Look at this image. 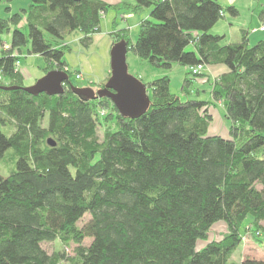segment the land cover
Returning a JSON list of instances; mask_svg holds the SVG:
<instances>
[{
  "label": "trees",
  "instance_id": "16d2710c",
  "mask_svg": "<svg viewBox=\"0 0 264 264\" xmlns=\"http://www.w3.org/2000/svg\"><path fill=\"white\" fill-rule=\"evenodd\" d=\"M111 8L149 9L135 42L124 28L113 31L115 40L152 67H187L182 97L166 73L145 84L152 94L137 117L120 113L108 96L73 92L64 36L90 39ZM261 8L264 23V0ZM227 12L239 14L221 0H28L0 17V124L13 128L9 135L0 128V157L10 147L17 160L9 175L0 174V264H237L231 256L247 228L263 242L255 233L264 235V39L250 45L244 26L239 41L209 32ZM26 44L46 62L43 72L68 74L61 94L26 90L16 66ZM198 64L227 69L210 81L189 69ZM205 77L229 121L226 136L209 134L213 104L191 95ZM219 221L227 233L207 240ZM89 236L90 245L81 244ZM57 239L63 248L77 245L74 253L41 246ZM239 264L264 259L246 256Z\"/></svg>",
  "mask_w": 264,
  "mask_h": 264
},
{
  "label": "rangeland",
  "instance_id": "374dc122",
  "mask_svg": "<svg viewBox=\"0 0 264 264\" xmlns=\"http://www.w3.org/2000/svg\"><path fill=\"white\" fill-rule=\"evenodd\" d=\"M28 0H2L0 1V13H4L3 16L9 15L8 13L15 10L21 11V9L25 8L27 5L26 2ZM108 2H122L123 0H106ZM130 1V0H125ZM263 0H237L236 6L240 10L238 15H231L230 13H226V17L228 20L232 22L231 19H234L235 26H230L227 21H225V18H221L219 22H217L209 32L212 33H218L223 34L225 33V41L232 42V41H239L241 38V26H244V28H247L250 32L249 37V44L253 45L256 40L264 39V31H255L254 33L251 30L254 28V26H259L260 23L264 24L263 22H260V19H258V15L261 11V4ZM221 3L224 5H227L226 0H221ZM9 6L10 11L8 12L5 7ZM17 11V12H18ZM123 12L127 14L126 16H122ZM101 21L99 23V30L97 32H94L89 37L90 39L85 40L84 42L81 40L83 34L79 32H69L65 34L63 39V44L68 45L70 49H66L65 54L63 56V59L67 62V65L65 66L64 70H69L72 72L70 81L73 82L75 86L82 87V86H89L93 90H97L100 88H103L104 82L107 81V79L110 77L111 69H110V53L112 50V46L115 42L119 40H115V36L113 31L122 30L123 32H127L130 36V39L132 42H135L137 38V34L139 31V23L138 21L142 20L143 17L149 16V10L145 11L142 15H135L134 18H130L131 15L126 12L125 10L121 11H115V9L111 8L106 13L102 14ZM223 22H225L223 24ZM23 22H21L22 24ZM237 23V24H236ZM261 24V25H262ZM260 25V26H261ZM259 26V27H260ZM258 27V28H259ZM230 28V29H229ZM257 28V29H258ZM227 30V32L225 31ZM11 32V31H10ZM8 31H5L4 34L1 35V42H8L7 37ZM122 35V34H121ZM224 35V34H223ZM123 36V35H122ZM121 40V39H120ZM60 43V42H59ZM29 47V44H26V46L21 47L19 54V68L24 73V84L26 86L33 85V83L45 75L46 73L43 72V68L46 65V62L40 55L35 54H29L27 49ZM190 49H193V44H190L186 46L185 50L189 51ZM17 53V50H16ZM127 58V64L129 68V72L134 75L137 74L139 77L144 79V81L153 80L160 76V74L166 73L170 77V88L173 93H176L180 95L181 97L183 94H181L180 91V84L183 80V74L180 71V68H184L183 66H173L169 71H164L161 68H156L160 70V74L156 75L155 77H150L151 79H146L144 77H147L149 74V69L147 67H151L149 63L146 61H143L139 57H137L136 54L132 50H128L126 53ZM153 68V67H151ZM205 68V66H204ZM53 69H57L54 68ZM52 70V69H51ZM49 72V71H48ZM47 72V73H48ZM138 76H135L139 79ZM218 77V76H217ZM204 79V78H203ZM205 80V79H204ZM204 80L198 79L196 82L193 83V87L202 84ZM142 81V80H141ZM94 82V84H93ZM146 82V83H147ZM207 88V94L205 97L208 96V90L210 86L206 84L205 86ZM196 88V87H195ZM147 93L150 95L152 94V89L150 87H147ZM195 96V91H192V94ZM197 95V94H196ZM213 104V103H210ZM211 106V105H209ZM215 109V108H214ZM228 121L227 118H225L223 115L218 118L217 116H214L213 122L211 124L212 128L209 129V134L212 133L213 130L216 129L217 125H219V121ZM47 122V116L45 115L43 119V124L45 125ZM0 128L7 134L13 130L11 125H1ZM97 134L101 138V130H97ZM228 135V133H226ZM225 135V136H226ZM11 148L9 147L6 149L4 155L0 157V174L3 176H7L10 174V171L16 169V156L11 155ZM90 218V214H85L80 220H78V225L83 226L87 223V221ZM250 217H247V219L244 220V222L241 225L240 232L244 231L245 225L249 222ZM224 221H219L218 223H214L210 226L209 234L207 237V240L209 239H218L222 235L227 233V227H225ZM249 225V224H248ZM261 232V231H260ZM254 232L257 236H260L262 239V243L257 241L252 236V230L248 229L242 233V245H238V249L235 251L233 258L236 260V263L239 264V256L241 255L242 247H245L246 250L252 251V255H256L258 252L264 253V235L261 236V233ZM92 238L85 237L81 244L88 246L90 245V241ZM207 240H199L197 245L201 246L205 241ZM41 246L45 250H47L48 253H52L53 251L62 250L66 252V254H73L74 248L77 246L74 243H71L68 245V247L63 248L62 245H60L59 240L56 241H46L42 242ZM241 257V256H240ZM59 264H67L65 261H62Z\"/></svg>",
  "mask_w": 264,
  "mask_h": 264
},
{
  "label": "water",
  "instance_id": "95a60500",
  "mask_svg": "<svg viewBox=\"0 0 264 264\" xmlns=\"http://www.w3.org/2000/svg\"><path fill=\"white\" fill-rule=\"evenodd\" d=\"M112 47L110 53L111 74L104 87L95 91L89 86H73L72 90L85 99L94 100V98L108 96L120 113L137 117L145 112L150 102L146 85L129 72L126 58L127 42L121 39L115 42ZM66 80H68V74L65 71L52 69L37 79L33 85L26 87V90L34 94L39 92L49 95L61 94ZM47 143L51 147L55 145L53 138H48Z\"/></svg>",
  "mask_w": 264,
  "mask_h": 264
},
{
  "label": "crops",
  "instance_id": "0c3cea01",
  "mask_svg": "<svg viewBox=\"0 0 264 264\" xmlns=\"http://www.w3.org/2000/svg\"><path fill=\"white\" fill-rule=\"evenodd\" d=\"M106 1V0H105ZM227 1V5H234L235 6V8L236 9H238L237 8V6H236V2H237V0H226ZM108 2V1H107ZM26 4H28V1L26 2ZM27 6V5H26ZM25 6V7H26ZM24 9V8H23ZM11 10V9H10ZM147 11L149 10V9H146ZM145 10V11H146ZM18 10H16V12H17ZM144 11V12H145ZM238 11L240 12V10L238 9ZM15 12V10L14 11H12V12H10V13H8L9 15H5V16H10L11 14H13ZM144 12H143V14H144ZM130 15H131V17H129V19L130 18H134V16L136 15V14H132V13H129ZM3 15H4V13H0V17H3ZM127 14H125V12H123V15L122 16H126ZM142 15V14H141ZM140 16V15H139ZM147 17V16H146ZM149 17V16H148ZM145 17H143L142 19H144ZM224 18L226 19L225 21H227L228 22V24L232 27V26H235V20L234 19H231L232 20V22L230 21V20H228L227 19V17H226V14H225V16H224ZM258 19H259V17H258ZM140 21H138L137 22V24L139 23ZM260 22H262L261 20H260ZM225 22H223V24H224ZM237 24V23H236ZM262 23H260L259 24V26L261 25ZM259 26H254V28H252L251 30H253L252 32L254 33L255 31H260V30H257V28L259 27ZM241 27H243V26H241ZM230 29V28H229ZM255 29V30H254ZM226 32H227V30H225ZM10 32V31H9ZM216 34H218V33H216ZM224 35H225V33H223ZM220 35V34H219ZM10 36H11V32L10 33H8V39H7V43L6 42H3V44L5 43L6 45H9L10 44ZM248 37H250V33H249V35H248ZM228 42V41H227ZM22 53V52H21ZM128 65V64H127ZM150 65V64H149ZM151 66V65H150ZM173 66H179V65H176V64H174ZM152 67V66H151ZM151 67H147L148 69H149V74L147 75V77H144V78H146V79H151L150 77H155L156 75H158V74H160V70H158V69H156L155 67H153V68H151ZM184 67V66H183ZM226 69H227V67L223 64V65H221V64H212V65H205V68L203 69V72H205V74L207 75V78L208 79H210V81H213V79L215 78V77H217V76H219V74H221V73H223V71H226ZM188 70V68L187 67H184V68H180V71L182 72V74H183V78H184V74L186 73V71ZM160 75H162V74H160ZM134 76H138L137 74H134ZM150 76V77H149ZM159 76V75H158ZM139 77V76H138ZM157 78V77H156ZM206 77L204 78L205 80L207 79ZM139 79H141L142 80V82L144 83V84H146V82L147 81H144V79H142L141 77H139ZM203 78H202V80H204ZM204 80V82H202V84H200V85H198V87L197 86H195L196 88L194 89V91H196V93H197V97L196 98H198V99H200V100H207V101H209V102H212L213 103V105H211V106H209L208 108H209V110H210V112H211V114H212V119L214 118V116H217L218 118H220V116L221 115H223L224 116V114H225V111H224V108H222V106H221V102L220 101H214L213 100V98L211 97V88H212V86H210V84L207 82V80L205 81ZM148 81H150V80H148ZM209 81V82H210ZM196 84H198V83H196ZM206 84H208L209 86H210V88H209V92H208V96L207 97H205V95L207 94V88L205 87L206 86ZM170 85H171V83H170ZM146 88H147V86H146ZM192 96H194V95H192ZM215 108V109H214ZM212 122H213V120H212ZM212 124V123H211ZM210 127L212 128V126L210 125ZM210 127H209V129H210ZM228 127H229V121H219V125H217V127H216V129L215 130H213L212 131V135H215V134H218V135H221V136H225L226 135V133H228ZM241 245H242V243H241ZM238 249V248H237ZM236 249V250H237ZM235 250V251H236ZM235 253V252H234ZM234 253L232 254V256H231V259H233L235 262H236V260L233 258V255H234ZM241 256V257H240ZM239 256V260H240V262L242 261V259L244 258V257H246V256H248L249 258H257V259H264V253H262V252H258L256 255H252V251H249V250H246V248L245 247H242V251H241V255Z\"/></svg>",
  "mask_w": 264,
  "mask_h": 264
},
{
  "label": "built area",
  "instance_id": "2783aa9c",
  "mask_svg": "<svg viewBox=\"0 0 264 264\" xmlns=\"http://www.w3.org/2000/svg\"><path fill=\"white\" fill-rule=\"evenodd\" d=\"M254 30H255V29H254ZM257 30L264 31V24H262ZM4 47H8V45L5 44ZM16 54H18V52H17ZM19 65H20V63H19V61L17 60V61H16V66L19 67ZM189 69H190L194 74H198V73H200V72L204 69V65H202V64H201V65L198 64V65H196V66L191 65Z\"/></svg>",
  "mask_w": 264,
  "mask_h": 264
},
{
  "label": "flooded vegetation",
  "instance_id": "af4514ba",
  "mask_svg": "<svg viewBox=\"0 0 264 264\" xmlns=\"http://www.w3.org/2000/svg\"><path fill=\"white\" fill-rule=\"evenodd\" d=\"M96 91V90H95Z\"/></svg>",
  "mask_w": 264,
  "mask_h": 264
}]
</instances>
